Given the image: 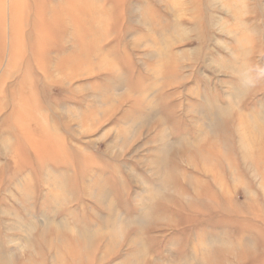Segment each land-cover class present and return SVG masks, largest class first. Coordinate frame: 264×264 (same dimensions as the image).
<instances>
[{"label":"rangeland","instance_id":"374dc122","mask_svg":"<svg viewBox=\"0 0 264 264\" xmlns=\"http://www.w3.org/2000/svg\"><path fill=\"white\" fill-rule=\"evenodd\" d=\"M94 1L0 0V264H264V0Z\"/></svg>","mask_w":264,"mask_h":264},{"label":"bare ground","instance_id":"6f19581e","mask_svg":"<svg viewBox=\"0 0 264 264\" xmlns=\"http://www.w3.org/2000/svg\"><path fill=\"white\" fill-rule=\"evenodd\" d=\"M60 1H61V0H60ZM85 1H86V0H85ZM88 1H89V0H88ZM93 1H94V0H93ZM63 2H64V1H63ZM77 2H78V1H77ZM91 2H92V1H91ZM94 2H95V1H94ZM88 3H90V2H88ZM41 4H42V3H41ZM94 4H95V3H93V6H94ZM57 5H58V4H57ZM66 5H67V4H66ZM76 5H77V4H76ZM91 5H92V4H91ZM91 5H90V6H91ZM51 8H52V7H51ZM57 8H58V7H57ZM67 8H68V7H67ZM49 9H50V8H49ZM64 9H65V8L62 7L61 10H60V12L62 13V12L64 11ZM65 10H66V9H65ZM55 11H56V10H55ZM74 11H75V10H74ZM80 11H81V10H80ZM65 12H66V11H65ZM61 13H60V15H61ZM55 14H56V12H55ZM58 14H59V13H58ZM79 14H80V13H79ZM79 14H77V15L79 16ZM93 14H94V13H93ZM60 17H61V16H60ZM91 18H92V17H91ZM85 20H86V18H85ZM92 21H93V19H92ZM88 23H89V21H88ZM90 26H91V24H90ZM92 27H93V25H92ZM95 27H96V26H95Z\"/></svg>","mask_w":264,"mask_h":264}]
</instances>
